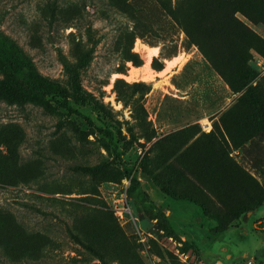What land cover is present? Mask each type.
<instances>
[{"label":"rangeland","instance_id":"374dc122","mask_svg":"<svg viewBox=\"0 0 264 264\" xmlns=\"http://www.w3.org/2000/svg\"><path fill=\"white\" fill-rule=\"evenodd\" d=\"M182 1L204 52L161 0H0V35L79 110L0 99V264L98 261L68 226L115 264L264 262V0ZM87 50L81 104L65 62Z\"/></svg>","mask_w":264,"mask_h":264},{"label":"trees","instance_id":"16d2710c","mask_svg":"<svg viewBox=\"0 0 264 264\" xmlns=\"http://www.w3.org/2000/svg\"><path fill=\"white\" fill-rule=\"evenodd\" d=\"M161 2L170 14L185 28L187 35L190 36L191 40L204 52L197 37L193 36V31H195L194 28L191 29L189 26L190 21L188 17L191 10H187L182 0H171L170 4L167 0H161ZM213 12L215 14L217 13L216 10H213ZM195 13L198 12L195 11ZM232 18L236 20L234 15H232ZM239 24L241 25V23ZM192 26H194V24ZM195 26L197 28L200 27V23L196 21ZM205 55L212 61L206 52ZM90 57L91 50H87L81 54L76 62H65V69L68 74V82L72 91V96L76 102L81 104L87 103L90 97L89 92L85 89L81 81V69L88 63ZM131 60L135 65L143 63L142 59L137 56L136 52H134ZM153 66L156 69H162L164 67L163 62L158 60L156 56L153 58ZM0 67L7 71L11 76V78L0 79V99H5L8 102L37 100L46 106H52L53 104L51 103L49 96L57 94L63 97L62 100H59L60 105L67 107L72 111L79 112V110L73 108L69 103V96L62 86L38 74L33 69L30 61L20 53L16 44L3 38L1 35ZM130 131L132 133L131 129ZM111 133L112 132L109 130V134ZM103 167L104 164L102 163L90 165L77 164L74 166L76 170L91 175H96ZM68 232L76 242L80 243L88 252L96 255L98 258V261L96 262H73L69 264H115L114 261L106 258V255L99 248L83 240L79 234L73 231L71 226H68ZM261 264H264V262Z\"/></svg>","mask_w":264,"mask_h":264},{"label":"bare ground","instance_id":"6f19581e","mask_svg":"<svg viewBox=\"0 0 264 264\" xmlns=\"http://www.w3.org/2000/svg\"><path fill=\"white\" fill-rule=\"evenodd\" d=\"M158 52V48L156 46H151L149 49V52L147 53L148 55V60L150 58H152L153 55H155ZM148 64V63H147ZM174 64L173 61H171L170 59L167 60V68L171 67Z\"/></svg>","mask_w":264,"mask_h":264},{"label":"crops","instance_id":"0c3cea01","mask_svg":"<svg viewBox=\"0 0 264 264\" xmlns=\"http://www.w3.org/2000/svg\"><path fill=\"white\" fill-rule=\"evenodd\" d=\"M156 46V45H155ZM158 47V46H157ZM159 49V48H158ZM159 51V50H158ZM158 53V52H157ZM157 53L155 54V55H157ZM185 52H183L182 53V51H176V52H174V53H172L171 54V57H168V58H175V57H178V56H182V58H181V61H179L178 63H177V65H175L174 66V64L171 66L172 68H171V70H173L176 66H178L181 62H182V60H183V58H185L186 56H185V54H184ZM164 66H166V65H164ZM165 67H163V69H164Z\"/></svg>","mask_w":264,"mask_h":264}]
</instances>
